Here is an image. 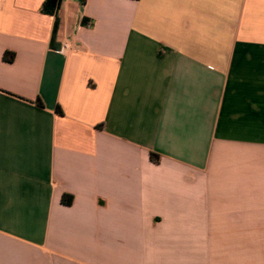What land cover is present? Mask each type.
I'll return each mask as SVG.
<instances>
[{"label": "crops", "instance_id": "0c3cea01", "mask_svg": "<svg viewBox=\"0 0 264 264\" xmlns=\"http://www.w3.org/2000/svg\"><path fill=\"white\" fill-rule=\"evenodd\" d=\"M43 2L0 0V264H264V0Z\"/></svg>", "mask_w": 264, "mask_h": 264}, {"label": "trees", "instance_id": "16d2710c", "mask_svg": "<svg viewBox=\"0 0 264 264\" xmlns=\"http://www.w3.org/2000/svg\"><path fill=\"white\" fill-rule=\"evenodd\" d=\"M60 1L61 0H44V2L42 3V6H41L43 12L50 13L51 15L54 16L52 37H54L56 30H57V27H58V19L56 16V11L58 9ZM12 57H13L12 53H10V52L4 53V56H3V58L6 61H11ZM57 111L60 112V108H57ZM72 200H73V197L71 194H63L62 195L61 201L63 204L70 205L72 203Z\"/></svg>", "mask_w": 264, "mask_h": 264}, {"label": "built area", "instance_id": "2783aa9c", "mask_svg": "<svg viewBox=\"0 0 264 264\" xmlns=\"http://www.w3.org/2000/svg\"><path fill=\"white\" fill-rule=\"evenodd\" d=\"M80 2H84L85 0H79ZM68 47V44L67 43H63L59 52H63L66 48Z\"/></svg>", "mask_w": 264, "mask_h": 264}]
</instances>
